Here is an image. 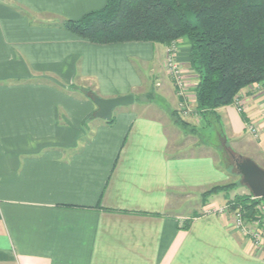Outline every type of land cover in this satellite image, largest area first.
I'll use <instances>...</instances> for the list:
<instances>
[{
    "label": "crops",
    "instance_id": "1",
    "mask_svg": "<svg viewBox=\"0 0 264 264\" xmlns=\"http://www.w3.org/2000/svg\"><path fill=\"white\" fill-rule=\"evenodd\" d=\"M105 4L0 0V264H264V247L215 212L219 195L177 214L169 203L226 182L214 155L225 142L236 167L250 159L264 169V88L211 115L221 149L198 142L196 153L171 152L175 122L150 86L167 46L94 44L63 27ZM188 49L180 41L177 59L194 93ZM163 84L174 87L167 72ZM137 92L151 98L134 96L112 123L96 116L94 96ZM187 121L208 125L199 114Z\"/></svg>",
    "mask_w": 264,
    "mask_h": 264
},
{
    "label": "trees",
    "instance_id": "2",
    "mask_svg": "<svg viewBox=\"0 0 264 264\" xmlns=\"http://www.w3.org/2000/svg\"><path fill=\"white\" fill-rule=\"evenodd\" d=\"M63 27L94 44H163L174 50L178 63L177 45L187 41L188 66L199 79L193 113L205 119L235 104L243 90L264 88V0H106L102 9L67 20ZM172 117L198 135L178 110ZM235 188L237 183L213 186L201 194L202 204ZM226 202L229 212L239 211L246 223L264 216V198H254L249 188Z\"/></svg>",
    "mask_w": 264,
    "mask_h": 264
},
{
    "label": "rangeland",
    "instance_id": "3",
    "mask_svg": "<svg viewBox=\"0 0 264 264\" xmlns=\"http://www.w3.org/2000/svg\"><path fill=\"white\" fill-rule=\"evenodd\" d=\"M136 65H138V67L141 69L142 73H145V68H142V65L139 61L136 60ZM180 66L183 67V72H184V76L187 79V83L186 85H188L186 94L188 92V96L186 95V98L180 99V97L178 96V92L176 90V86L173 85L174 87L169 84L168 88L165 89V85L163 84V78L167 72V67L166 65L163 68V72L161 73H150V86L152 88V91L154 90V93H156V97H153V100L151 99V101H153V103L155 104H160L162 105L161 107H163L164 109H168L169 108V115L171 117V119H174V117H172V112L173 109L176 107V105L178 106L177 110L179 111V116L183 119V120H191L192 116L195 115V113H193L194 110V106H193V102L191 100L194 99V93H193V89L191 88L192 86H190L192 84V82H190V80L188 81L189 76L192 74V72H190L189 70H186L184 68V66L180 63ZM191 73V74H189ZM155 76H154V75ZM158 74V76H156ZM167 74L169 75V73L167 72ZM145 75V74H144ZM192 76V75H191ZM173 81V80H172ZM175 88V91H174ZM191 88V89H190ZM156 91V92H155ZM136 98V101H143V102H148V97L151 98V95L149 96H145V94L143 95L141 92H137L135 94H133ZM178 96V98L180 99L179 103H177L176 97ZM164 98V99H161ZM175 100V102H174ZM188 110V114L184 115V111ZM208 125L205 127H202L201 129H198V125H196L193 121H187L188 123L191 124V127H195L198 130V135L192 131L191 128L183 130L180 126H178L176 123H174V127H175V131H176V135L172 134V147L174 145V147L172 148L171 152H180V150H185L183 153L184 154H188V153H196V148L195 144L196 143H201V144H211L213 146H215V148L219 147L221 149L222 147V142L224 143V141H222L220 139V135L222 134L219 127L217 126L216 123L212 122L211 120L212 117H208L206 118ZM174 121V120H173ZM212 123V124H209ZM183 131L185 134L184 136L179 132V131ZM181 144V145H180ZM223 152L221 154V159L219 157L218 153H215V157L216 159L220 162V165H222L224 171L228 172V179L226 180V182L224 184H230V183H237V188H235L234 190H232L229 194H227L225 197V195L220 194L219 197H213L215 198L214 201L216 200H220L222 203V206L225 207L226 202L229 199L234 198L236 195L238 194H246L248 193V187L246 185V183L244 182V179L242 177V175H240L238 167L235 166L234 164V160H232L231 157L232 154H228V152L225 150L227 144L226 142L223 144ZM228 147V146H227ZM216 148V149H217ZM229 148V147H228ZM217 151V150H216ZM208 152V151H207ZM202 194V193H201ZM201 194L200 193H185V194H181L179 196L174 197V194L170 195V209L177 214L178 212L182 213L184 212L186 209L190 208V207H194L197 206L199 207L202 204V198H201ZM212 198V199H213ZM211 199V200H212ZM216 207V205H215ZM219 209V208H218ZM209 210H213V208H210ZM229 211V208H228ZM234 214V212H229V216L232 217ZM262 215H264V213H262ZM233 219V217H232ZM255 225H258V230L261 232V235L263 236V240H264V216H256L254 219L251 220V223H255ZM264 247V246H263ZM262 249V248H261Z\"/></svg>",
    "mask_w": 264,
    "mask_h": 264
},
{
    "label": "water",
    "instance_id": "4",
    "mask_svg": "<svg viewBox=\"0 0 264 264\" xmlns=\"http://www.w3.org/2000/svg\"><path fill=\"white\" fill-rule=\"evenodd\" d=\"M93 101L98 108L96 116L109 121L116 108L132 105L135 98L132 94L111 99L94 96ZM238 170L254 198H264V169L254 161L245 159L238 164Z\"/></svg>",
    "mask_w": 264,
    "mask_h": 264
},
{
    "label": "built area",
    "instance_id": "5",
    "mask_svg": "<svg viewBox=\"0 0 264 264\" xmlns=\"http://www.w3.org/2000/svg\"><path fill=\"white\" fill-rule=\"evenodd\" d=\"M165 65L167 67V72L172 77L174 85L176 86L178 96L188 99L187 97H185L186 95L188 96V92L186 94L188 88V85H186L187 79L184 76L183 67L180 66V63H178L177 60L175 59L174 50L171 48L167 50ZM187 114H188V110L184 111V115ZM250 130L252 131V133L256 134V129L254 127H250ZM260 207H261V213H264V206H260ZM211 211L213 210H208V212ZM215 212L229 214L227 206L221 207L219 209H215ZM232 217H233V226L237 228L242 235L249 237L252 240L256 249L263 248L264 246L263 236L261 235V232L258 230V225H255L256 222L251 223V221H249L248 223H246L241 213H239V211L234 213Z\"/></svg>",
    "mask_w": 264,
    "mask_h": 264
}]
</instances>
